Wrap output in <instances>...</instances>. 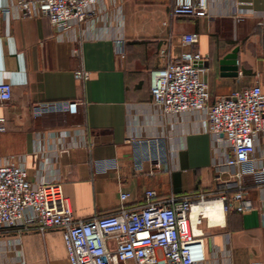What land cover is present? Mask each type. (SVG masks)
Returning <instances> with one entry per match:
<instances>
[{"label":"crops","instance_id":"1","mask_svg":"<svg viewBox=\"0 0 264 264\" xmlns=\"http://www.w3.org/2000/svg\"><path fill=\"white\" fill-rule=\"evenodd\" d=\"M10 2L0 0V82L13 85L12 99L0 104L7 119L0 160L23 164L35 183L60 181L83 219L116 211L121 191L131 194L126 205L138 208L147 189L160 197L205 193L229 201L242 187L251 208L238 211L228 202L224 222L200 225L202 264L264 259V185L251 172L264 158V131L251 162L232 167L225 137L214 141L204 127L205 111L167 113L152 94L153 72L179 57L176 38L189 32L199 33L194 49L208 55L211 101L253 84L264 88V0H209L207 16L174 15V0H99L88 22L64 28L47 17L4 13ZM236 47L234 75L221 59ZM81 69L90 72L87 80L76 78ZM75 100L82 102L75 114H35L39 103ZM105 159L118 164L104 168ZM197 206L207 217L210 209L223 212L220 201ZM67 261L61 229L41 232L29 222L28 229L0 230V264Z\"/></svg>","mask_w":264,"mask_h":264},{"label":"built area","instance_id":"2","mask_svg":"<svg viewBox=\"0 0 264 264\" xmlns=\"http://www.w3.org/2000/svg\"><path fill=\"white\" fill-rule=\"evenodd\" d=\"M99 0H11L4 13L14 16H43L59 28L71 21L86 23L95 13ZM174 15L207 16L209 0H174ZM180 55L153 72V101L167 113L205 111L204 127L216 141L225 137L231 151L226 162L232 167H243L251 162L256 151V135L264 131V88L253 84L234 90L211 101L205 79L209 65L208 55L194 49L199 33L179 34L176 38ZM119 51L124 50V39H119ZM78 80H87L90 72L75 71ZM13 96V85L0 82V104ZM81 101L39 103L35 114L47 111H67L75 114ZM7 129V119L0 116V132ZM116 159L101 162L104 168L116 167ZM254 182L264 185V158L257 169L251 170ZM237 176L243 175L240 170ZM127 191L120 192L121 205L113 212L78 218L60 181H31L27 168L14 159L0 160V230L28 229L36 223L39 231L61 229L68 252L67 264H202L206 259L204 231L195 232L205 219L199 213L193 220L196 203H205L212 197L200 193L160 197L155 189H147L146 202L130 208ZM215 198V197H214ZM225 209L229 205L238 211L252 207L247 190L239 189L228 201L221 198ZM30 215L26 217V212ZM209 223V222H208ZM244 257V254L242 253ZM245 258V257H244ZM252 264H264V259Z\"/></svg>","mask_w":264,"mask_h":264},{"label":"bare ground","instance_id":"3","mask_svg":"<svg viewBox=\"0 0 264 264\" xmlns=\"http://www.w3.org/2000/svg\"><path fill=\"white\" fill-rule=\"evenodd\" d=\"M214 201H216V202H217V201H220V202L222 203V210H223V212L221 211L220 208H218V209H217V208H215V209H210V210L208 211V216L210 217V218H209V217H207V216L205 215V213L203 212V210H200V211L197 210V208H198L197 205L204 206V205H206V204H210V203H212V202H214ZM199 213H203V214L205 215V217L207 218L209 224H211V225H214V224H220V223H222V222L225 221V217H226L224 202H223V200H222L221 198H213V199H211V200H209V201H207V202H205V203H196V204L194 205L193 212H192L193 220L196 219V217H197V215H198ZM222 216H223V218H222ZM214 218H217V221L213 220ZM221 218H222V220H221ZM194 230H195V232H197V233H199V232L201 231V229H200L199 226H195V227H194Z\"/></svg>","mask_w":264,"mask_h":264},{"label":"water","instance_id":"4","mask_svg":"<svg viewBox=\"0 0 264 264\" xmlns=\"http://www.w3.org/2000/svg\"><path fill=\"white\" fill-rule=\"evenodd\" d=\"M238 50V47L234 48L230 53L221 59L222 68L231 70V74L234 75L238 73Z\"/></svg>","mask_w":264,"mask_h":264},{"label":"rangeland","instance_id":"5","mask_svg":"<svg viewBox=\"0 0 264 264\" xmlns=\"http://www.w3.org/2000/svg\"><path fill=\"white\" fill-rule=\"evenodd\" d=\"M205 222L207 223L206 219L204 220V223H205ZM199 227L201 228V226H199Z\"/></svg>","mask_w":264,"mask_h":264}]
</instances>
